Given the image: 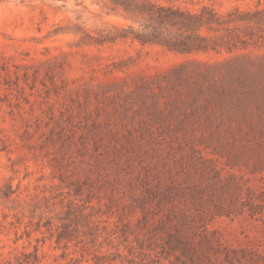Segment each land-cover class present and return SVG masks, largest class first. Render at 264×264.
<instances>
[{"label":"rangeland","instance_id":"374dc122","mask_svg":"<svg viewBox=\"0 0 264 264\" xmlns=\"http://www.w3.org/2000/svg\"><path fill=\"white\" fill-rule=\"evenodd\" d=\"M128 24L100 0H0V185L15 191L0 199V264H264V46L84 39ZM168 189L145 216L141 200ZM177 222L213 250L170 252Z\"/></svg>","mask_w":264,"mask_h":264},{"label":"trees","instance_id":"16d2710c","mask_svg":"<svg viewBox=\"0 0 264 264\" xmlns=\"http://www.w3.org/2000/svg\"><path fill=\"white\" fill-rule=\"evenodd\" d=\"M100 1H104L112 13H121L129 24L123 27L110 26L98 37L85 35L84 39H88L89 44L103 45L130 39L141 45L159 46L180 55L232 53L264 46V4L261 3H258L254 9L245 11L232 9L221 13L209 5H203L198 10H189L153 0ZM211 171L213 176L218 177L219 171L216 168H212ZM14 193L12 186L0 185V199H9ZM191 193L196 204H200V201L203 203L205 200L209 202L214 200L217 207L212 191L209 193L205 189L198 188ZM172 194L171 189L157 190L152 198H143L140 205L144 215H149L147 206H150L154 200H157L158 209L172 202ZM171 220L169 217V222ZM178 223L172 225L175 232L167 233L166 246L170 252L180 253L191 263H195L199 253L204 254L208 249L213 250V238L204 236L196 244L178 227Z\"/></svg>","mask_w":264,"mask_h":264}]
</instances>
